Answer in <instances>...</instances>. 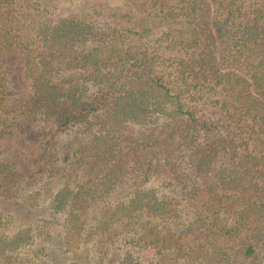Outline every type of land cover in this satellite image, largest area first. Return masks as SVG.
Here are the masks:
<instances>
[{
	"label": "trees",
	"instance_id": "16d2710c",
	"mask_svg": "<svg viewBox=\"0 0 264 264\" xmlns=\"http://www.w3.org/2000/svg\"><path fill=\"white\" fill-rule=\"evenodd\" d=\"M0 264H264V0H0Z\"/></svg>",
	"mask_w": 264,
	"mask_h": 264
}]
</instances>
